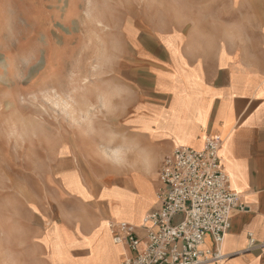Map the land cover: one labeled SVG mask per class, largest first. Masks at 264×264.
Segmentation results:
<instances>
[{
  "label": "rangeland",
  "instance_id": "1",
  "mask_svg": "<svg viewBox=\"0 0 264 264\" xmlns=\"http://www.w3.org/2000/svg\"><path fill=\"white\" fill-rule=\"evenodd\" d=\"M237 4L0 0V209L19 208L23 220L43 211L36 219L53 224L82 208L77 193L96 198L133 170L142 157L124 112L130 69L162 50L203 60L237 32ZM103 197L129 202L120 190Z\"/></svg>",
  "mask_w": 264,
  "mask_h": 264
},
{
  "label": "crops",
  "instance_id": "2",
  "mask_svg": "<svg viewBox=\"0 0 264 264\" xmlns=\"http://www.w3.org/2000/svg\"><path fill=\"white\" fill-rule=\"evenodd\" d=\"M237 3V32L223 33L228 41L205 49L203 60L162 50L148 65L150 54H142L130 69L136 86L124 112L142 157L124 167L133 170L111 178L114 183L96 198L77 193L82 208L63 210L53 224L36 219L49 216L43 211L29 209L25 216L31 219L23 220L19 208L0 209V264H121L135 256L113 241L109 222L131 225L142 250L144 219L161 208L157 193L165 158L177 146L201 150L214 137L223 140V170L247 208L231 213L222 246L226 258L215 264H264V248L248 250L250 234L264 242V0ZM113 190L129 202L108 203L103 194ZM206 242L211 245L210 237Z\"/></svg>",
  "mask_w": 264,
  "mask_h": 264
},
{
  "label": "built area",
  "instance_id": "3",
  "mask_svg": "<svg viewBox=\"0 0 264 264\" xmlns=\"http://www.w3.org/2000/svg\"><path fill=\"white\" fill-rule=\"evenodd\" d=\"M222 146L220 137L208 138L201 150L177 146L165 158L157 193L161 208L144 219L142 250L131 225L109 222L113 241L135 253L121 264H215L226 258L222 246L231 226V213L246 212L247 208L223 170ZM263 248L264 242L250 234L248 250Z\"/></svg>",
  "mask_w": 264,
  "mask_h": 264
},
{
  "label": "bare ground",
  "instance_id": "4",
  "mask_svg": "<svg viewBox=\"0 0 264 264\" xmlns=\"http://www.w3.org/2000/svg\"><path fill=\"white\" fill-rule=\"evenodd\" d=\"M146 186H148V185H147V182H146V180H145V187H146ZM145 193H146V192H145ZM145 195H146V194H145ZM145 197H147V196H145ZM112 205H113V204H112ZM110 209H111L112 212H113V209H112V208H110ZM114 210H115V209H114ZM119 212H120V211H119Z\"/></svg>",
  "mask_w": 264,
  "mask_h": 264
}]
</instances>
